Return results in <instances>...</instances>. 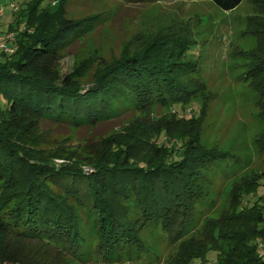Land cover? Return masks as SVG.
Returning a JSON list of instances; mask_svg holds the SVG:
<instances>
[{"label": "trees", "instance_id": "1", "mask_svg": "<svg viewBox=\"0 0 264 264\" xmlns=\"http://www.w3.org/2000/svg\"><path fill=\"white\" fill-rule=\"evenodd\" d=\"M201 1L231 11L243 0ZM58 3L26 4L27 14L15 18L17 34L6 40L12 53L0 50V264H109L144 253L142 233L150 225L170 243L180 241L167 264H264L258 248L264 242V174L235 186L233 212L224 224L208 225V244L181 241L206 194L204 171L225 156L205 151L196 132L136 126L84 140V155L43 153L41 124L92 130L125 114L181 105L205 88L196 63L182 60L190 43L175 33L125 50L88 78L82 65L62 75L60 62L97 22L95 16L62 18ZM252 57L244 74L260 94L264 119V48ZM259 139L264 151V133ZM244 196L251 204L242 203Z\"/></svg>", "mask_w": 264, "mask_h": 264}, {"label": "rangeland", "instance_id": "2", "mask_svg": "<svg viewBox=\"0 0 264 264\" xmlns=\"http://www.w3.org/2000/svg\"><path fill=\"white\" fill-rule=\"evenodd\" d=\"M57 1V14L62 18L79 20L95 16L93 20L97 22L93 33L76 43L60 62L62 75L67 76L82 65L84 76L88 78L96 69L122 56L125 50L131 53L156 36L175 33L176 38L183 37L190 43L182 60L196 63V77L205 88L181 105L125 114L99 123L92 130L41 124L38 134L43 153L84 155V140L93 136L123 135L136 126H147L153 132L158 126L167 128L168 133L184 129L196 132L205 151L225 156L209 163L204 171L206 194L195 204L193 219L187 224L181 241L208 244V225L212 222L224 224L223 217L233 212L232 196L239 191L235 186L264 174V151L259 143L264 133V119L259 116L257 105L260 94L244 74L253 62V53L264 48V33L258 32L264 29L261 27L264 17L259 16V13L264 14V0H243L231 11H222L212 2L201 0L142 4L127 0H46L50 7ZM34 2L0 0V8L4 9L0 15V43L6 42L8 35L17 34L15 18L26 15V4ZM194 117L195 121H188ZM166 144L170 145L171 141ZM54 159L57 164L63 162V158ZM83 170L88 174L93 172L87 165ZM262 193L264 191H260ZM247 202L251 204L252 199L244 196L242 203ZM146 227L142 233L145 252L109 264H167L176 256L180 241L170 243L158 226ZM258 243L264 257V242ZM65 262L81 264L72 259H65Z\"/></svg>", "mask_w": 264, "mask_h": 264}, {"label": "built area", "instance_id": "3", "mask_svg": "<svg viewBox=\"0 0 264 264\" xmlns=\"http://www.w3.org/2000/svg\"><path fill=\"white\" fill-rule=\"evenodd\" d=\"M3 11L4 9L0 8V15H2ZM12 36L13 35H8L6 39L11 40L13 38ZM0 50H3L6 53H12L13 49L11 48V46H9L7 42H4V43H0Z\"/></svg>", "mask_w": 264, "mask_h": 264}]
</instances>
